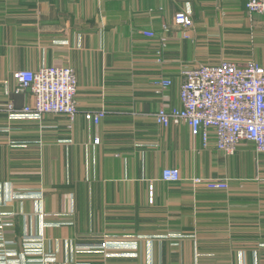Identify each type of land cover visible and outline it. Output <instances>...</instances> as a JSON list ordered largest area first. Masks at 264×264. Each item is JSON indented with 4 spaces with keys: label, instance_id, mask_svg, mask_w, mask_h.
Instances as JSON below:
<instances>
[{
    "label": "crops",
    "instance_id": "0c3cea01",
    "mask_svg": "<svg viewBox=\"0 0 264 264\" xmlns=\"http://www.w3.org/2000/svg\"><path fill=\"white\" fill-rule=\"evenodd\" d=\"M179 10L191 27L173 23ZM223 59L264 66V15L246 0H0V211L13 213L11 258L29 264L26 235L42 237L49 264H264V153L243 142L226 156L213 133L205 147L187 123L155 119L163 106L182 108L185 67ZM42 65L75 69L72 122L11 117L34 104L15 91L14 71ZM102 109L100 123L85 119ZM167 167L181 180L164 181ZM194 178H228L230 188Z\"/></svg>",
    "mask_w": 264,
    "mask_h": 264
},
{
    "label": "built area",
    "instance_id": "2783aa9c",
    "mask_svg": "<svg viewBox=\"0 0 264 264\" xmlns=\"http://www.w3.org/2000/svg\"><path fill=\"white\" fill-rule=\"evenodd\" d=\"M250 14L264 15V0H246ZM173 23L182 28L193 25L189 12L179 10L173 17ZM154 36L153 32H144ZM18 82L16 92L30 91L33 105H27L12 118L41 119L45 114L63 115L72 122L78 113L77 92L79 88L75 69L71 65H42L36 70H16L13 73ZM171 81L161 78V88L170 86ZM182 108L171 110L161 107L155 113L158 124L168 127L170 124L187 123L194 136L201 135L204 146H210L213 133L215 147L224 155H233L243 142H253L260 153H264V66L253 60L243 63L223 59L216 64H198L187 66L183 70L180 89ZM11 111H17L12 102ZM106 116L105 110L86 112L87 121L98 124ZM71 126V125H70ZM166 182H178L181 173L178 168L167 167L162 172ZM193 184L210 190H229L228 178H194ZM153 201V187L150 189ZM43 193L28 194L43 198ZM12 212L0 211V264H19L11 258L16 255L7 247L15 243L6 235L8 228L14 227ZM43 215V212H42ZM24 250L33 257L29 264H49L54 257L44 253L41 236H24ZM110 244L103 241L98 248L107 249ZM94 250L96 249L93 247ZM82 248L79 247V251ZM91 249V248H90ZM196 264H202L197 259Z\"/></svg>",
    "mask_w": 264,
    "mask_h": 264
},
{
    "label": "rangeland",
    "instance_id": "374dc122",
    "mask_svg": "<svg viewBox=\"0 0 264 264\" xmlns=\"http://www.w3.org/2000/svg\"><path fill=\"white\" fill-rule=\"evenodd\" d=\"M13 214V213H12ZM11 220L13 221V219H12V215H11ZM14 222V221H13Z\"/></svg>",
    "mask_w": 264,
    "mask_h": 264
}]
</instances>
